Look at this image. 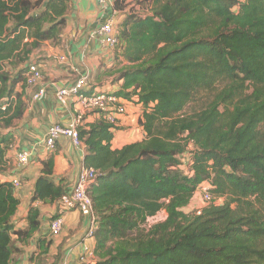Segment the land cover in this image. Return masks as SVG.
Wrapping results in <instances>:
<instances>
[{"label": "trees", "instance_id": "obj_1", "mask_svg": "<svg viewBox=\"0 0 264 264\" xmlns=\"http://www.w3.org/2000/svg\"><path fill=\"white\" fill-rule=\"evenodd\" d=\"M136 1L144 14L127 9L128 0L112 2L121 17L114 49L125 64L110 75L121 81L116 96L142 105L144 136L112 148L118 126L96 109L88 112L99 118L77 127L83 166L98 172L88 189L93 258L82 264H264V0ZM69 9L70 0H0V264L39 229L33 203L66 192L48 156L27 225L15 228L17 187L6 176L16 166L9 150L26 106L27 66L35 49L59 40ZM203 93L206 103L185 113ZM203 183L211 201L185 212ZM162 209L164 220L142 228ZM49 245L36 241L40 253Z\"/></svg>", "mask_w": 264, "mask_h": 264}, {"label": "crops", "instance_id": "obj_2", "mask_svg": "<svg viewBox=\"0 0 264 264\" xmlns=\"http://www.w3.org/2000/svg\"><path fill=\"white\" fill-rule=\"evenodd\" d=\"M113 0L101 3L99 0H70L66 25L57 42H44L35 49L30 62L38 65L42 73V83L46 93L38 100L32 95L38 86L26 85L23 89L25 110L18 125L12 130L13 143L9 155L15 156V167L7 180L18 178L21 185L14 189L19 204L12 218L15 228L25 229L27 210L36 178L40 174L41 162L48 156L53 158L51 178L55 183L62 182L64 190L69 191L76 182L80 168L83 166L84 147L75 146L69 138L59 137L55 148L47 150L41 143L47 128L54 122L69 126L76 116L75 99H70L66 105L56 101L55 86H68L83 75H89L87 91L117 90L121 81H113L110 72L125 64L116 55L114 48L102 46L92 36L97 23L106 18L120 17L119 12L112 9ZM57 56H65L60 62ZM121 61V62H120ZM132 97L127 101L126 113L119 116L117 130L111 141L112 148L139 141L144 131L139 124L143 107ZM90 112V111H89ZM86 112L82 122L90 123L99 118L96 113ZM30 151L31 162L25 168L17 166L16 154L20 151ZM17 169V170H16ZM42 217L39 229L25 242L18 243L19 253L15 254L11 264H46L54 260L57 264H81L88 262L83 259V252L79 244L86 228V219L78 210L65 212L62 230L52 234L49 229L51 217L57 214V201L53 203L36 201L33 203ZM39 238L50 240L46 253H40L36 248Z\"/></svg>", "mask_w": 264, "mask_h": 264}, {"label": "built area", "instance_id": "obj_3", "mask_svg": "<svg viewBox=\"0 0 264 264\" xmlns=\"http://www.w3.org/2000/svg\"><path fill=\"white\" fill-rule=\"evenodd\" d=\"M101 3L107 0H99ZM92 36L99 41L102 46L114 48L118 44L117 32L115 21L112 18H106L97 23V27L93 30ZM57 60L64 62L65 56H57ZM42 73L38 65L31 62L27 66L26 84L28 86H38L37 90L33 93L32 99L38 100L46 93V87L41 81ZM89 75L83 74L79 76L74 83L68 86H55L54 96L56 101L62 105H66L70 99H75L77 106L74 111L77 113L69 126H64L60 123L54 122L48 128L41 141L42 145L47 150H53L56 141L59 137L64 136L69 138L73 145H81L78 136L77 127L82 123L83 115L89 110L96 109L104 114L105 120L117 126L119 123V116L126 113L127 100H123L116 96L113 92L107 91H94L90 95L83 94L81 91L88 86ZM31 158L30 151H20L16 154L17 166L26 165ZM187 157L183 159L185 162ZM185 165H182L184 167ZM98 172L93 167L82 166L79 170L76 182L69 191H66L60 196L57 201V214L50 221L49 229L52 234H58L62 230L65 212L71 210H78L80 214L86 219L85 232L79 242L83 259L90 260L93 258V235L95 229V215L92 208V200L89 196L88 189L94 182ZM10 181L14 187L20 185L18 178H11ZM203 183L198 188L197 193L203 194V201L210 202L212 196L209 188ZM196 198V195L194 196ZM201 210H196L195 213L199 214ZM166 218V211L162 209L153 216L147 217L142 224V228H149L154 223L162 221ZM84 263V262H83ZM82 264V263H81Z\"/></svg>", "mask_w": 264, "mask_h": 264}, {"label": "rangeland", "instance_id": "obj_4", "mask_svg": "<svg viewBox=\"0 0 264 264\" xmlns=\"http://www.w3.org/2000/svg\"><path fill=\"white\" fill-rule=\"evenodd\" d=\"M147 5L142 3V2H138L136 0H128V4H127V9H130L132 12H135L137 14H144L146 12V7ZM121 17H118L117 20H120ZM119 21H117L118 23ZM115 23V24H117ZM116 53H118V48L114 49ZM119 54V53H118ZM206 103V94H201L198 98L197 101H195L194 103H191L190 105L187 106L185 113H191L194 110H198L202 107L203 104ZM185 158V156L183 157V159ZM206 187L209 188L210 190V185L209 183L205 184ZM222 198H214L213 202L215 203H220L222 202ZM209 204V202H205L203 201V194L201 193H197L196 194V198L194 197V199L191 200V204H189L188 206H186L184 208V211L187 213H191V212H195L196 210H202L205 206H207Z\"/></svg>", "mask_w": 264, "mask_h": 264}]
</instances>
